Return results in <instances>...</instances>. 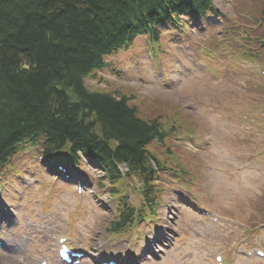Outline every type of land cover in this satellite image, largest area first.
Here are the masks:
<instances>
[{
	"label": "rangeland",
	"instance_id": "obj_1",
	"mask_svg": "<svg viewBox=\"0 0 264 264\" xmlns=\"http://www.w3.org/2000/svg\"><path fill=\"white\" fill-rule=\"evenodd\" d=\"M215 4L221 12H226L225 10L236 12L239 7L244 9L242 11L246 16H240L238 12L233 15L234 19L240 21V28L255 19L258 12L261 13L264 10V1L258 0H216ZM203 21L208 26L207 29L203 26L194 27L196 31L189 33L188 36L185 35L184 40L181 41H179L180 28L163 29V47L165 48L167 44L168 52H162L161 61L155 64L149 56L148 46L145 43L146 37L140 36L129 48L120 50L107 58L115 65L114 69L111 66L108 70L96 71V78H90L88 82L94 88L120 91L132 97L131 103L136 104L144 114L161 117L160 120L166 124L165 127L171 128L169 132H172V135L166 138V143L173 154L175 152L182 161L190 163L189 167L197 163L193 172L198 173V183L193 186V190L201 193L206 203L221 214L242 216L250 220L252 217L257 218L256 213L254 211L252 213L253 206H256L257 210L264 207V198H259L257 201L258 195L264 192V156L256 155L257 152L264 151V131L252 127L260 125L259 120L255 119V109H263L264 89L261 91L256 88L262 85L249 86L253 83V79L262 77L246 74L247 64L243 65L234 59L227 60L229 56H243L245 54L242 53L243 51L254 52L253 46L244 47L241 41H249V39L235 35L230 37L229 33L221 40L222 28L211 26L210 23L213 22L208 23L213 21V18L208 22L205 19ZM191 26L188 29L192 28ZM255 32L254 30L253 33ZM261 33L264 35V30H261ZM222 41L228 44V50L223 51ZM234 46L241 49L236 50ZM240 84L246 85L241 87ZM247 100L254 107L241 108L244 105L242 103ZM224 115L228 116V121L224 119ZM190 132H198L200 138L189 140L187 135ZM196 148L198 149L195 151ZM163 153L164 151L160 154L165 157ZM30 156L29 150L18 154L16 157L18 165L24 160L19 167L28 166L25 160ZM255 157L257 161L253 168L237 170L245 159ZM167 160L170 161L168 158ZM37 161L39 156L35 155L31 170L35 168ZM259 166L261 169H257ZM84 169L89 171L87 168ZM32 175L33 173L30 176H17L18 180L13 186V191L17 195L23 198L28 196L29 201L16 204L11 192L4 196L15 210H19V214L26 215L40 207L43 191H46L44 195L47 200L60 199L61 202L75 206L68 196L71 189L65 182L55 181L42 166L36 177L32 178ZM166 178L165 187H172L171 191L176 192L183 190L178 179L170 175H166ZM36 179L40 182V188L34 187ZM136 185L132 181L131 187L134 188ZM9 188V184H5L0 189L6 191ZM32 188L34 191L31 190ZM63 193H66L70 200L65 199ZM214 194L218 196V199L214 197ZM132 197L134 201L140 199L138 194H133ZM169 198L167 189L164 200L169 201ZM80 201L81 199L75 198L76 203ZM79 206L83 211L80 224L85 227L84 231L79 224V214L69 212L64 215L70 232L75 234L81 231L80 234L71 236L74 242L78 243V239L83 238V243L89 247L103 248L112 256L116 252L129 253L122 258L125 261L132 258V251L136 252L141 247V244L136 242V234L141 229H143L142 235L150 233L158 235V232L162 231L169 239H172L174 235L180 236L177 247L186 245L191 247L190 252L179 253L176 252L175 247L170 249L168 245V250L162 254L158 264H182L184 259L188 261L187 264H214L208 257L211 250L219 245H222L230 255L232 250L229 246L232 244L248 242L250 246L264 245V230H261L257 236L246 238L240 234L239 228L231 227L229 230L228 227H221L212 232L205 231L203 237L207 239L193 240L185 227L174 226L172 230L164 228L161 218L149 225L140 222L135 229L136 233L134 230L123 234V237H112L107 234L105 224L109 223L113 215V203L112 208L103 207L107 210L105 213L93 207L91 203L83 202ZM43 211L47 212L45 209ZM261 215L264 216V210H261ZM208 222L210 220L204 223L197 221L195 229L198 225ZM156 223L158 227L154 226ZM222 225L223 223H218L217 226ZM90 227L92 229L87 232ZM123 243L125 245L120 249ZM174 259L175 262H173Z\"/></svg>",
	"mask_w": 264,
	"mask_h": 264
},
{
	"label": "trees",
	"instance_id": "obj_2",
	"mask_svg": "<svg viewBox=\"0 0 264 264\" xmlns=\"http://www.w3.org/2000/svg\"><path fill=\"white\" fill-rule=\"evenodd\" d=\"M211 3L0 0V166L29 142L49 154L83 145L103 153L108 163L125 161L143 171L146 145L163 137L161 117L144 114L120 91L92 87L88 79L140 31L147 29L158 43L162 22ZM92 128L102 135L91 138Z\"/></svg>",
	"mask_w": 264,
	"mask_h": 264
},
{
	"label": "bare ground",
	"instance_id": "obj_3",
	"mask_svg": "<svg viewBox=\"0 0 264 264\" xmlns=\"http://www.w3.org/2000/svg\"><path fill=\"white\" fill-rule=\"evenodd\" d=\"M100 128V127H99ZM103 130V129H102ZM90 137L91 138H94V137H100L101 135H102V132H101V130L100 131H96L94 128H92L91 129V131H90ZM12 142H10L7 146H8V148H7V152H9L10 151V149L13 147V139L11 140ZM109 143H110V145H112V146H116V145H118V143L117 142H115L113 139H110L109 140ZM89 148H91V149H94V147H89ZM5 260V259H4ZM7 263L6 264H14L13 263V261H11V260H5ZM0 264H2V260H1V258H0Z\"/></svg>",
	"mask_w": 264,
	"mask_h": 264
}]
</instances>
